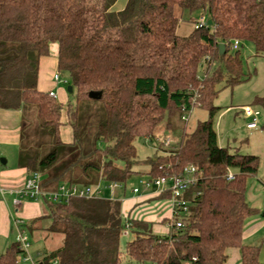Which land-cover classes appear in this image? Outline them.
Segmentation results:
<instances>
[{
	"label": "trees",
	"instance_id": "1",
	"mask_svg": "<svg viewBox=\"0 0 264 264\" xmlns=\"http://www.w3.org/2000/svg\"><path fill=\"white\" fill-rule=\"evenodd\" d=\"M117 2L0 0V110L21 112L16 166L37 173L45 191L62 183L115 182L126 188L137 174L133 167L142 163L135 139L152 143L162 122L170 130L183 110L204 108L207 119L190 133L183 129L172 151L144 161L149 167L144 175L151 178L197 167V182L185 194L189 218L180 236L156 235L150 222L124 218L115 199L42 202L48 214L24 227L30 231L48 219V230L63 237L44 264L54 258L59 264H123L126 223L132 238L124 253L138 264H226L230 249L239 251L240 264H261L259 247L242 243L245 221L256 212L245 200V183L256 176L259 159L218 145L214 119L220 108L213 102L220 83L246 80L239 50H230L234 40L264 56V0H126L115 11ZM175 9L199 11L205 23L177 36ZM52 44L56 69L68 75L74 89V104L67 109L70 143L60 139L59 102L37 89L39 59L49 56ZM256 104L264 107V98ZM21 254L13 242L0 254V264H16Z\"/></svg>",
	"mask_w": 264,
	"mask_h": 264
},
{
	"label": "rangeland",
	"instance_id": "2",
	"mask_svg": "<svg viewBox=\"0 0 264 264\" xmlns=\"http://www.w3.org/2000/svg\"><path fill=\"white\" fill-rule=\"evenodd\" d=\"M119 4H125L126 0H118ZM115 7L114 10H118L119 7ZM174 14L179 19V23L176 29V35L180 37L188 36L197 24V20L201 17L205 18V15L201 12L189 13L187 11H181L175 9ZM53 46V45H52ZM52 46H50L49 57L53 55ZM56 51V44L54 45ZM240 59L242 61V75L245 81L224 86V82L218 85L219 94L214 100V106L220 108L218 114L214 119V130L217 136V142L220 147L227 149L230 153H239L241 155H252L259 159V165L256 176L250 177L245 183V200L249 207L256 210L255 214L250 216L245 221V227L255 226L256 230H253L243 240V245L259 247L261 251L260 259L264 261V107L256 104L257 99L264 98V56H255L254 50L251 44L241 42L239 48ZM56 55V52L55 54ZM211 72V71H210ZM57 73L61 82L56 83L53 81V74ZM204 71H199V77L201 78ZM206 73L205 75H209ZM52 89L56 92L57 101L61 106V127H60V139L65 143L72 142L71 128L68 123L67 109L68 106L73 105L75 101L74 89L70 85L68 75L66 73L58 72L55 69L52 70L51 75ZM65 82V83H64ZM68 88L71 91H68ZM249 107L251 110L258 112L256 116L255 128L248 129V119L243 116L242 108ZM187 121H177L176 127L162 132L159 136L161 141H157L156 150L151 144V141L144 138H137L134 141V146L137 152V159L141 161L139 165L133 167V171L137 172L126 183L127 191L138 187L139 180L146 177L148 172V165L144 163L148 158H152L155 155L165 156L178 144L182 130L186 133L192 132L196 125L207 119V110L204 108L195 107L191 110L190 114L186 115ZM251 119V118H250ZM165 121L160 126H163ZM154 133V137H157V130ZM156 135V136H155ZM168 139L170 143L164 145L163 142ZM163 141V142H162ZM16 153H18L16 151ZM161 195V194H160ZM130 193L128 192L125 197L120 195V192H115L113 196L110 195L108 190L104 191L102 198L105 199H117L118 201L129 200ZM255 204V206H253ZM45 211H48L46 206ZM168 208V205H164V211ZM151 210V208H149ZM142 213V212H141ZM142 213V216L137 219L143 220L146 215ZM142 217V218H141ZM169 221V220H168ZM262 223V224H261ZM250 224V225H249ZM50 220H41V222L33 225L32 230L28 231L29 238L31 240V249L29 253H35L36 250L40 252L44 250H50L58 248L62 245V234L59 231H49L48 226ZM154 233L159 235L163 234L161 225H155ZM40 227V230L37 228ZM180 236V235H178ZM131 234H122L120 239V250L122 253L123 264H138L128 259L124 253L125 245L131 240ZM15 242V230L12 229V235L6 240L0 239V249L2 246H8ZM21 258V257H20ZM18 259L17 264H22L21 259ZM264 263V262H262ZM142 264H150L148 262Z\"/></svg>",
	"mask_w": 264,
	"mask_h": 264
},
{
	"label": "crops",
	"instance_id": "3",
	"mask_svg": "<svg viewBox=\"0 0 264 264\" xmlns=\"http://www.w3.org/2000/svg\"><path fill=\"white\" fill-rule=\"evenodd\" d=\"M118 4L119 1L114 5L113 9H115V7H117ZM119 6H121V8L119 7L118 10L123 8L122 3L121 5L119 4ZM52 45L51 46L53 48L52 49L53 55L51 57L47 56V57H41L39 59L37 89L40 92H44V93H48L52 91L57 96L56 92L53 91L52 89V82H51L52 70L53 69H55V71L57 70L56 69L57 47L55 51L54 50L55 44ZM55 52L56 55H54ZM55 99L57 100V98ZM244 118L248 119L249 123L251 122V119L246 118L245 116ZM20 128H21L20 111L0 110V189L4 191V195L0 194V239L1 240H6L9 238V236L12 235L13 217L14 218L18 217L24 223H27L31 220L37 219L39 217L48 214V211H45L46 209L44 207L46 205L42 202L23 201L21 202L20 205L14 206L13 204L14 196L12 194H9V191H13L21 188L25 179L28 176V173L24 169H19L16 166V160L18 154L16 153V151L18 152ZM157 131H158L157 137H154L151 143L154 146L155 150L157 144L156 139L158 141H161L158 135H161L162 132L165 133L166 131H168V129L164 124L163 126H160ZM127 190L128 189L125 188L124 191L123 190L115 191V192L119 191L122 197H125L128 192L130 193L131 196L129 200L123 199L125 200V202L122 200L120 201L121 213L123 214V216L129 215L130 217L137 219L138 217L142 216V213L145 212L144 215H146V217H144L143 220L151 223L152 232L154 233V229L157 228L155 225L159 224L163 229L162 235H167L168 229L166 227V223L170 218L169 207L166 209L165 212H163L165 210L164 205H168L167 200L157 199L159 194L157 192H154L153 190H151V192L149 193L141 191L137 195H133L131 191H127ZM253 206H255V204H253ZM149 208H151V210H149ZM258 225H260V223L256 224L255 226L250 225L249 227H246L243 234V240L248 235H250L253 230H256V227ZM37 229L40 230V227ZM154 234L159 235L157 233ZM8 246H6V244L5 246H2V248L0 249V254H2ZM58 248H54L53 250L52 249L44 250L42 252H40V250H36L35 253H29V255L35 259L41 260L43 257L57 250ZM260 256H261V251L259 254V262L261 261ZM262 262L260 263L264 264ZM22 264H26V263L22 262ZM226 264H240V255L237 249H230L228 251V259Z\"/></svg>",
	"mask_w": 264,
	"mask_h": 264
},
{
	"label": "built area",
	"instance_id": "4",
	"mask_svg": "<svg viewBox=\"0 0 264 264\" xmlns=\"http://www.w3.org/2000/svg\"><path fill=\"white\" fill-rule=\"evenodd\" d=\"M204 23L205 19L203 17L197 20L198 25H203ZM240 44L239 40H234L230 44V50H239ZM53 81L56 83L61 82L57 73L53 74ZM48 96L54 99L56 98L55 93L52 91L48 92ZM193 108L195 107H192L189 110H183L181 121H187L186 115L188 113L190 114ZM242 111L246 118H251V122L247 124V128H255L258 112L251 110L249 107L242 108ZM169 143L170 141L168 139L163 142L164 145H168ZM197 172V167L189 165L186 166L178 176L160 178L146 176L139 180V188L135 187L130 191L133 195H137L141 191L149 193L151 190L157 192L159 195L168 194L169 198L167 199V203L170 210V218L166 223V227L168 229V234L178 235L181 230H183L189 218V202L185 199V194L189 187L197 182ZM227 179H233V174L231 172L227 174ZM124 189L125 187L122 184L115 182L109 184L98 183L91 186L62 183L54 191H45L40 188V176L37 173H31L27 176L21 188L9 191V194L14 196V206L20 205L23 201L67 204L71 199H100L106 190H108L110 195L113 196L116 190ZM0 194L4 195L2 189H0ZM110 200H113V198ZM12 222L15 230V243L19 245L22 251V254L19 256V258L21 257V261L26 264H44V257L40 260L29 255L31 241L28 232L24 227V222L18 217H13ZM129 228V225L126 223L123 228V233L129 234ZM47 264H59V260L57 258L50 259Z\"/></svg>",
	"mask_w": 264,
	"mask_h": 264
},
{
	"label": "water",
	"instance_id": "5",
	"mask_svg": "<svg viewBox=\"0 0 264 264\" xmlns=\"http://www.w3.org/2000/svg\"><path fill=\"white\" fill-rule=\"evenodd\" d=\"M208 24H210V23L208 22ZM218 51H219V56H220V57L223 56L224 53H225V46H224L223 44H220V45L218 46ZM68 91H71V89L68 88ZM89 97H90L91 99H93V98H94V95H93L92 93H89Z\"/></svg>",
	"mask_w": 264,
	"mask_h": 264
}]
</instances>
